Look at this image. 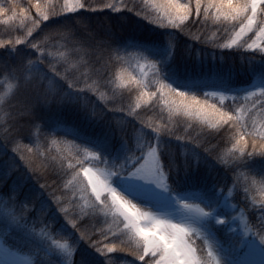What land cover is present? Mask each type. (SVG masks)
I'll list each match as a JSON object with an SVG mask.
<instances>
[{
	"label": "snow or ice",
	"instance_id": "6c2138e0",
	"mask_svg": "<svg viewBox=\"0 0 264 264\" xmlns=\"http://www.w3.org/2000/svg\"><path fill=\"white\" fill-rule=\"evenodd\" d=\"M144 6L152 11H142L135 3H106L102 8L119 13L117 24L132 32L148 25L166 30L160 41L130 36L124 42L153 70V78L146 79L140 65V76L129 72L127 82L140 90L139 101L167 108L164 124L137 119L140 113L131 107H101L88 95L112 83L105 78L109 62L115 66L114 61H124L119 48L113 56L108 41L93 45L75 39L78 26L88 28L81 10L102 8L81 0H37L33 16L31 3L25 8L19 0H0V23L9 25V34L26 29L23 38L0 41V49L19 61L4 64L17 87L11 98H0L5 113L0 145L12 146L11 152L0 154V164L6 166L0 185L17 176L11 186L0 187V205L7 209L0 215V264H264V202L257 207L249 196L256 177L264 191V0H144ZM209 20L227 34L224 43L213 42V47L250 51L245 60L252 71L257 70L259 54L261 78L252 90L234 87L230 79L181 78L177 50L183 46L189 55H204V49L181 41V34L208 44L207 38L191 33L190 24L207 25ZM60 40L66 52L54 56L51 49ZM17 45L34 51L27 53ZM29 90L37 103L30 97L17 99ZM228 100L231 103H225ZM52 105L72 108L108 131L91 138L74 134L75 151L52 156L46 147L42 150L43 128L37 123V109ZM109 113L116 119H109ZM174 114L198 121L200 133L193 136L185 128L179 135L171 126ZM66 127L58 122L52 130L69 135ZM23 139L35 147L24 145L22 151ZM222 144L231 147L222 151ZM81 151L87 160L80 159ZM240 169L247 172L243 185ZM45 178L53 185L61 183L52 188L40 183ZM250 203L252 210L247 211ZM100 213L107 228L92 223H98Z\"/></svg>",
	"mask_w": 264,
	"mask_h": 264
},
{
	"label": "trees",
	"instance_id": "16d2710c",
	"mask_svg": "<svg viewBox=\"0 0 264 264\" xmlns=\"http://www.w3.org/2000/svg\"><path fill=\"white\" fill-rule=\"evenodd\" d=\"M21 5L25 8L29 7V3L33 5L30 11L31 14L35 15V7L34 5L37 3V0H19ZM62 3L63 0H60ZM88 5H91L92 8L101 9L103 4L106 3H116L118 6L122 7L123 3H135L142 11H152L151 7L144 6V0H81ZM156 3H160V0H155ZM181 2H185V0H181ZM43 3V0H41ZM152 3V0H149V4ZM84 13V16L88 22L87 30L79 28L75 39L77 40H87L93 45L101 42L108 41L111 45V49L113 51V56H115V50L119 48V55L124 57V61H114L109 62L107 68L105 69V78L112 81L107 87H103L99 92H89L88 95L92 97L94 103L103 107L107 104L109 107L115 103L117 107L124 106L125 108L131 107L134 108L136 112L140 113V116L137 119H143L146 122H151L153 124H164L168 122L169 113L167 108H165L162 104L153 106L151 102L148 104L143 103L138 100L139 89L135 85H129L127 82L128 73L140 76L141 72L139 70V61L137 63V59L140 57L138 55L137 49L133 47H126L125 43L128 41L130 36L138 37L141 39H151L154 41H160L165 39L162 36L165 29L157 28L155 25H148V28L141 30L140 32H132L126 28H121L117 24V17L119 13L112 11L108 8H102V10L98 11H89L87 9L81 10ZM128 15L132 16L133 13H128ZM59 19V17H57ZM136 19H140V17H136ZM195 20V17H192ZM203 20V17H201ZM139 23V21L137 20ZM47 23V22H45ZM147 23V21H145ZM19 25V21H16L13 27H17ZM52 27H57L53 25ZM26 29H18L16 31H11L9 34V25L0 23V41H8L9 39H16L17 37L23 38L24 32ZM38 31V30H37ZM47 31V30H46ZM110 31L111 35H105L106 32ZM167 31H172V29H167ZM190 31L193 35L199 36L201 39L207 38L210 42L208 44H201L197 40L193 39L192 36H186L181 34V41H187L190 46H192L195 50L199 51L200 49H204V55L202 57H198L193 55H189L181 46L180 49L177 50L176 56L177 60L180 64L181 70V78L187 79H200L206 81H212L220 78L230 79L233 83L234 87L237 88H250V86L256 83L261 75L258 71L259 69V54H256V71H252L251 67L247 65L245 57L251 56L252 53L250 51L245 50H236L225 49L221 50L213 47L214 43H224L227 39V34L223 32L222 29H218L216 25L213 24L211 20L208 21L207 25L204 24H190ZM35 35V32H34ZM43 36V33L41 34ZM94 37V39H92ZM31 40V37H28ZM64 41L60 40L57 43V46L51 49L54 56H59L62 53L66 52L64 47L61 45ZM17 47H21L25 52L30 53L34 50L29 48L27 45H17ZM108 48L105 47L103 50V55L105 60H107L108 56ZM223 51L226 55L221 58L219 53ZM217 53L215 58L212 57L211 53ZM243 53V55L241 54ZM142 63L147 65V62L143 59ZM18 58L13 56H9L3 49H0V98L8 99L11 98L13 93L16 91L17 81L13 79L8 73L4 70V64L7 63L9 66H15L18 63ZM75 63V61L73 62ZM103 63V62H102ZM59 67V65H58ZM96 67H100V65H96ZM60 71L63 72V67L60 68ZM148 76L146 79H152L153 70L149 67L145 69ZM95 79V77L93 78ZM92 81H88V85H91ZM84 87L85 85L82 83L80 85ZM158 85H155L150 90L155 91ZM211 89H205V91H209ZM148 91V89H145ZM25 97H30L33 103H37L35 99V93L29 90L27 93H20L17 95V99L23 101ZM212 102V101H210ZM243 102V101H241ZM15 103V101H14ZM140 103V108H135L136 104ZM227 103H231L228 101ZM40 119L37 123L43 128V133L39 137V142L42 145V150L46 147L47 150L51 153L52 156L57 155V153H62L65 155H70L75 151V145L72 143L74 134H78L83 137H98L101 136L104 132L108 131V128L103 123L92 122L84 119L79 112L69 107H57L56 105H52L50 107L38 108L37 109ZM118 115V114H117ZM5 118V113L0 111V120ZM109 119L115 120L116 117L109 113ZM60 122V127H65V130L69 133V135H64L63 132H54L52 129L56 128ZM47 125V126H46ZM189 125L191 127L189 128ZM172 127L177 130L179 135L184 134V129L188 128V130L192 133L193 136H196L201 131V125L198 121L188 120L186 117L182 115L174 114L172 117ZM207 131H212V129H207ZM119 136V133H117ZM45 137L47 139H45ZM167 139H172L175 144L174 137H166ZM36 140V129H33V141ZM53 140L58 141L57 143H53ZM219 138L212 141L213 144L218 143ZM28 139H23L20 141V148L23 151L24 145H30L35 147V143ZM76 144H79V141H76ZM11 145L8 149H4L2 145H0V154L4 151L11 152ZM231 144H222L221 150L226 151V149L230 148ZM17 156V160H18ZM80 159L87 160L86 155L81 151ZM65 162V166L67 165ZM39 163V161H37ZM72 163L75 164V160H72ZM22 164V162H21ZM87 166V165H86ZM102 167V166H101ZM6 170V166L0 164V179L3 178V174ZM221 175H223L221 173ZM240 177V185L244 184V176L247 175L246 170L240 169L237 173ZM80 178L84 180L82 172ZM64 180L71 179V176L63 177ZM17 176L14 174L7 179V185L11 186L14 182H16ZM253 177L248 176V181H252ZM255 183L251 185V190L249 193L250 199L253 200L255 205L258 207L260 203L264 202V191L261 190L262 185L260 183V178H255ZM47 182L50 187L56 188L61 183L60 180L57 181L56 185L52 184L51 179H41L40 183ZM211 182V181H210ZM32 183L35 185V178ZM0 185V187H6ZM38 187V185H36ZM229 188L232 185L229 183ZM60 191H57V195H61ZM70 194V193H69ZM227 194V190H226ZM233 195L235 193L233 192ZM231 199V197H230ZM242 200L243 197L241 196ZM232 203L235 204L236 200H232ZM81 205H84V201H80ZM241 208L243 205H240ZM10 207V206H9ZM7 209L0 205V215H2ZM252 210V204L250 203L247 211ZM98 223L93 221L92 223L96 225V227H104L107 228L108 225L104 223V216L102 213L98 214L97 217ZM39 230V228H38ZM11 243V240H9ZM122 255V254H121Z\"/></svg>",
	"mask_w": 264,
	"mask_h": 264
},
{
	"label": "rangeland",
	"instance_id": "374dc122",
	"mask_svg": "<svg viewBox=\"0 0 264 264\" xmlns=\"http://www.w3.org/2000/svg\"><path fill=\"white\" fill-rule=\"evenodd\" d=\"M249 35H251V34H249ZM253 38H254V37H253ZM249 42H250V41H249ZM138 61H139V63H138ZM137 63H138V65H139V67H140V65H144V67H143V71L146 72L145 69H146L147 65H146V64H143L141 59H139V60L137 59ZM139 70H140V72H141V68H139ZM228 101H230V100H228ZM228 101H225V103H227ZM82 175H83V173H82ZM83 177H84V176H83ZM84 179L86 180L85 177H84Z\"/></svg>",
	"mask_w": 264,
	"mask_h": 264
}]
</instances>
